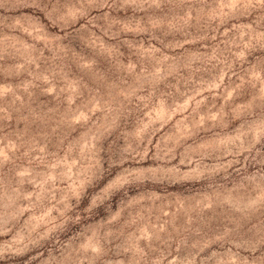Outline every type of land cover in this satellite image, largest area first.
Instances as JSON below:
<instances>
[{"label": "rangeland", "instance_id": "rangeland-1", "mask_svg": "<svg viewBox=\"0 0 264 264\" xmlns=\"http://www.w3.org/2000/svg\"><path fill=\"white\" fill-rule=\"evenodd\" d=\"M0 264H264V0H0Z\"/></svg>", "mask_w": 264, "mask_h": 264}]
</instances>
